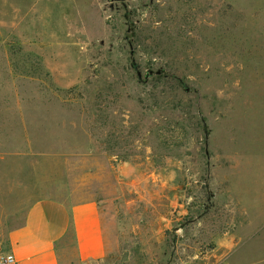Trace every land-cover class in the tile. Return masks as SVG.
<instances>
[{"label": "rangeland", "instance_id": "1", "mask_svg": "<svg viewBox=\"0 0 264 264\" xmlns=\"http://www.w3.org/2000/svg\"><path fill=\"white\" fill-rule=\"evenodd\" d=\"M86 155L102 264H264V0H0V255Z\"/></svg>", "mask_w": 264, "mask_h": 264}, {"label": "crops", "instance_id": "2", "mask_svg": "<svg viewBox=\"0 0 264 264\" xmlns=\"http://www.w3.org/2000/svg\"><path fill=\"white\" fill-rule=\"evenodd\" d=\"M64 196L34 202L25 222L9 236L15 264H102L108 249L98 197L106 196L107 180L101 159H66ZM73 243L70 251L68 240Z\"/></svg>", "mask_w": 264, "mask_h": 264}, {"label": "built area", "instance_id": "3", "mask_svg": "<svg viewBox=\"0 0 264 264\" xmlns=\"http://www.w3.org/2000/svg\"><path fill=\"white\" fill-rule=\"evenodd\" d=\"M16 260L13 254L8 253L4 255H0V264H15Z\"/></svg>", "mask_w": 264, "mask_h": 264}]
</instances>
